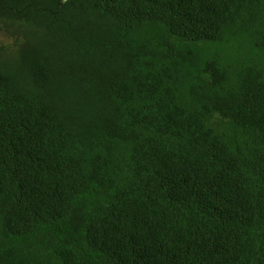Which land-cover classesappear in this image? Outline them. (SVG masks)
<instances>
[{
	"label": "trees",
	"instance_id": "trees-1",
	"mask_svg": "<svg viewBox=\"0 0 264 264\" xmlns=\"http://www.w3.org/2000/svg\"><path fill=\"white\" fill-rule=\"evenodd\" d=\"M0 264H264V0H0Z\"/></svg>",
	"mask_w": 264,
	"mask_h": 264
}]
</instances>
